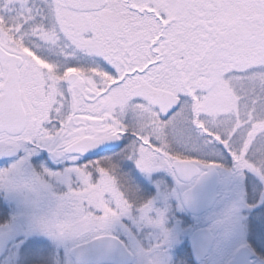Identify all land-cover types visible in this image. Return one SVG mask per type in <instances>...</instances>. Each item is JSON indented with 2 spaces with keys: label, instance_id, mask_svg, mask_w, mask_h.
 Listing matches in <instances>:
<instances>
[{
  "label": "snow or ice",
  "instance_id": "obj_1",
  "mask_svg": "<svg viewBox=\"0 0 264 264\" xmlns=\"http://www.w3.org/2000/svg\"><path fill=\"white\" fill-rule=\"evenodd\" d=\"M0 264H264V0H0Z\"/></svg>",
  "mask_w": 264,
  "mask_h": 264
}]
</instances>
